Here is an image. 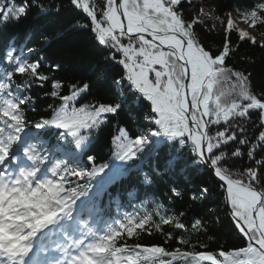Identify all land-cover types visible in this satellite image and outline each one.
Segmentation results:
<instances>
[{
  "label": "snow or ice",
  "instance_id": "snow-or-ice-1",
  "mask_svg": "<svg viewBox=\"0 0 264 264\" xmlns=\"http://www.w3.org/2000/svg\"><path fill=\"white\" fill-rule=\"evenodd\" d=\"M68 3L82 13L68 30L90 32L108 51L104 62L122 73L111 80V100H89L107 69L95 72L94 81L57 78L63 65L46 68L40 56L53 37H43L39 48L13 41L0 53V264H264V88L257 91L251 74L229 63L239 50L233 32L264 48L253 35L264 29V0H236L222 12L207 0ZM62 7L63 0H0V31ZM217 22L225 29L223 44L208 47L198 29L211 33ZM46 85L48 91L33 94ZM38 99L52 101L49 115L30 120ZM142 101L148 105L143 127L133 134L118 126L110 159L97 163L93 138L110 118L134 115L130 108ZM164 147V168L141 170L145 192L167 185L166 199L183 201L174 173L191 157V165L211 172L241 246L191 244L184 233L208 234L216 219L196 216L189 223V211L156 201L154 211L142 213L118 206L112 214L100 206L106 183ZM210 191L201 187L190 200L203 201ZM156 235L163 243L144 242ZM173 240L180 246L168 247Z\"/></svg>",
  "mask_w": 264,
  "mask_h": 264
},
{
  "label": "trees",
  "instance_id": "trees-1",
  "mask_svg": "<svg viewBox=\"0 0 264 264\" xmlns=\"http://www.w3.org/2000/svg\"><path fill=\"white\" fill-rule=\"evenodd\" d=\"M199 2L200 0L196 3ZM207 2L217 5L222 12L235 3L236 0H207ZM246 2L251 3L253 0H246ZM16 3L19 4L20 0H16ZM81 18L82 13L72 8L68 0H63V7L59 14L40 17L30 15L21 23L9 26L6 31H0V53L5 50L8 41L13 39L17 46L23 45L25 42L29 47L39 48L43 37H53L50 46L45 51L40 52V56L46 58L45 67L47 68L48 65L53 63H61L63 70L56 73V77L62 78L65 82H74L81 78H91L94 81L96 79L95 72L101 69H107L106 78L93 89L88 99H96L99 101L111 100L113 98L111 80L113 78H119L122 73V67L118 64L104 62V57L108 55V51L96 43L90 32L68 30L70 25ZM209 27H211L210 24ZM198 31L201 40L206 46L212 47L223 44L225 31L219 32L215 30L211 33L203 29H198ZM261 31H264V29L254 31L259 38L257 39L258 41L264 40V35H261ZM230 38L233 45H239V50L236 52L234 59L229 61V63L234 64L237 68L246 69L251 74L253 86L257 91L264 88V48L254 46L247 41L240 42L235 32L231 34ZM223 87L227 89V83ZM48 90L47 85L43 89L34 88L33 94L39 97L43 92ZM128 99L129 103H131L132 97L129 96ZM49 103H52V101L38 99L37 111L29 112V119H39L42 116H48ZM145 110L144 103L139 102L138 106L134 105L130 108V111L134 115L130 116L129 112L126 111L115 118H110V123L92 141L91 154L97 157V161L107 162L110 159L112 148L110 141L114 134V128L124 126L131 133L135 134L139 130L138 125L140 127L144 125L143 115L148 112ZM49 137L52 136L50 135ZM52 141L55 143L54 138ZM164 155L167 156L166 153ZM161 159L162 155L160 154L155 160L157 166H161ZM238 163L243 166L247 161H240ZM186 164L184 163V165ZM174 176L179 182V187L186 193L183 201L176 200L172 202L167 200V185L150 189L149 192H157L174 212L181 210L189 211V218L186 222L190 223L191 218L196 216L208 220L216 219V223L212 225L208 234L192 233L189 235V233H184V235L189 236L190 243L194 245H198L199 242L206 243L208 250H219L220 248L232 249L241 246L243 240L233 227V222L229 218L227 209L224 206L223 196L221 195L220 189L216 187L213 177L206 173L205 170L200 173L198 170H192L187 166L185 167V173L183 175H180L177 171L174 173ZM201 187L210 188L211 191L208 197L203 201H191V193L198 191ZM159 190H162V192H159ZM189 205H191V208H189ZM165 231L174 230L170 227H165ZM209 236L212 239H209ZM144 242L163 243V237L160 235L146 237ZM167 246L174 248L180 245H177L176 241L173 240ZM197 250L202 249L197 247Z\"/></svg>",
  "mask_w": 264,
  "mask_h": 264
},
{
  "label": "rangeland",
  "instance_id": "rangeland-1",
  "mask_svg": "<svg viewBox=\"0 0 264 264\" xmlns=\"http://www.w3.org/2000/svg\"><path fill=\"white\" fill-rule=\"evenodd\" d=\"M241 27H244V26L241 25ZM216 31L222 32V31H225V29H224V27H223L222 25H220V24L217 22ZM253 35H255L257 39H259L258 36H257V34H256L255 32H253Z\"/></svg>",
  "mask_w": 264,
  "mask_h": 264
},
{
  "label": "bare ground",
  "instance_id": "bare-ground-1",
  "mask_svg": "<svg viewBox=\"0 0 264 264\" xmlns=\"http://www.w3.org/2000/svg\"><path fill=\"white\" fill-rule=\"evenodd\" d=\"M136 106H138V103L136 104ZM144 108L146 109L145 111H148V105H147V103L144 104Z\"/></svg>",
  "mask_w": 264,
  "mask_h": 264
},
{
  "label": "water",
  "instance_id": "water-1",
  "mask_svg": "<svg viewBox=\"0 0 264 264\" xmlns=\"http://www.w3.org/2000/svg\"><path fill=\"white\" fill-rule=\"evenodd\" d=\"M103 47V46H102ZM210 174H211V172L209 171V170H207ZM212 175V174H211Z\"/></svg>",
  "mask_w": 264,
  "mask_h": 264
}]
</instances>
